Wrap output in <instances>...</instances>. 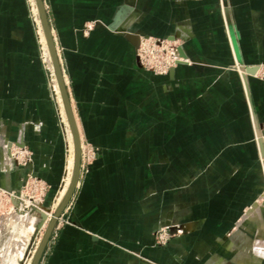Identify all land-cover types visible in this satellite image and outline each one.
<instances>
[{"label": "crops", "instance_id": "obj_1", "mask_svg": "<svg viewBox=\"0 0 264 264\" xmlns=\"http://www.w3.org/2000/svg\"><path fill=\"white\" fill-rule=\"evenodd\" d=\"M44 1L83 150L97 151L40 264H264V236L252 239L263 219L244 222L264 192V0ZM178 27L184 62L167 76L141 69L127 33ZM22 127L33 162L0 148V187L34 172L53 196L69 175L68 134L30 1L0 0V134L13 143ZM175 213L188 232L157 246Z\"/></svg>", "mask_w": 264, "mask_h": 264}, {"label": "rangeland", "instance_id": "obj_2", "mask_svg": "<svg viewBox=\"0 0 264 264\" xmlns=\"http://www.w3.org/2000/svg\"><path fill=\"white\" fill-rule=\"evenodd\" d=\"M29 1L32 8V18L35 21V28L40 41L41 57L48 71L52 93L57 103V108L59 111V116L64 129V133L68 134L67 124L63 115V107L62 105H60V96L55 84V79L57 78L55 72L52 71L47 60L44 45L41 40L40 24L38 21V17L40 18V14L39 16L35 14V11L33 9V1ZM187 31V28L178 27L174 30V33L171 37L138 35L140 37L139 42L135 44L137 65L144 71L153 73L155 75H169L171 71L174 70L180 63L184 62L182 57H180L179 60H182L177 64H174V56L176 49L179 47H181L179 50V55L182 56V48L190 40V36L188 35ZM234 69L239 74H241L243 71L239 68L238 65H236ZM258 76H264V64L261 66ZM174 86L175 85H168V89H172ZM23 129L24 127L20 129L21 131L16 141H14L13 143L7 141L5 135L0 134V148H2L5 154L7 153L11 163L15 164L18 167H28L29 165H31L34 156L33 150L24 141ZM260 129L261 135H259V133L257 132L256 143L259 149L260 166L262 168V174L264 177V133H262V130L264 131V125L261 126ZM261 141L263 142V145H261ZM96 151L97 150L89 144H87L83 150L82 143V164L86 166L92 160ZM1 167L2 170L5 171L7 169V164L3 163ZM69 177L70 173L66 179L64 189H61L53 196L50 195V188L45 179L34 172H29L26 174L19 188L6 190L0 187V264H5V262H8L7 260L11 255H17V253L22 250L21 245L23 244V257L17 264H27L28 260L32 258L33 254L38 248L39 243L42 240L49 222L55 215L71 184L73 173L71 174L69 182L70 184L67 186ZM71 201L62 214L61 218L59 219L49 242L58 237L62 223L68 221L67 211L71 207ZM259 208H264V192L262 196L256 201L255 210L252 209V212L245 214L244 222L246 220L260 218L263 219L264 223V209L262 212L257 211ZM177 215L178 213H175L173 220H171L170 222H162L159 225V228L155 232V244L157 246L165 247L174 237L183 235L184 233L188 232V226L186 225V223L179 220L180 218H178L179 216ZM30 218H32V221L29 223ZM250 229L251 228L243 229L242 227H240L239 231L243 232L246 236L248 233L247 230L250 231ZM256 230L257 231L252 238L255 242L254 244H256L258 240L263 238L264 236V227H260V229ZM248 235L251 237V234L248 233ZM10 245H12V247H10ZM263 246L264 245L260 246L261 251H264ZM13 252H15V254Z\"/></svg>", "mask_w": 264, "mask_h": 264}, {"label": "water", "instance_id": "obj_3", "mask_svg": "<svg viewBox=\"0 0 264 264\" xmlns=\"http://www.w3.org/2000/svg\"><path fill=\"white\" fill-rule=\"evenodd\" d=\"M36 2L38 5L40 19H41V22L43 25V29H44V32H45V35H46V38L48 41L49 48H50L51 57H52L54 70H55L54 72H55L56 78L58 80V84L60 87L62 99H63L64 106L66 109V113L68 115V119H69V122H70V125L72 128V132L74 135L75 164H74V171H73V177H72L71 184H70L63 200L61 201L55 215L53 216V218L51 219V221L49 222V224L46 228V231L42 237V240L39 243L38 248L36 250L32 264H40V261H41L43 254L47 248L48 242H49V240L53 234V231H54L59 219L61 218L62 214L66 210L67 206L69 205L70 201L72 200V198L75 194V191H76L78 184H79V181H80L81 170H82V147H81L80 134H79L78 126L76 123L74 111L72 108L70 94H69L68 87H67V84L65 81V77H64L60 57H59V53H58L56 43H55V39L53 36L52 27H51L50 20L48 17V13L46 10L45 1L44 0H36ZM126 37L128 39L133 38V39L137 40V43L139 42V38H140L138 35H134V34H130V33H128L126 35ZM257 129H258L259 135H261L260 127L257 126Z\"/></svg>", "mask_w": 264, "mask_h": 264}, {"label": "bare ground", "instance_id": "obj_4", "mask_svg": "<svg viewBox=\"0 0 264 264\" xmlns=\"http://www.w3.org/2000/svg\"><path fill=\"white\" fill-rule=\"evenodd\" d=\"M33 1V9L35 11V14L39 16V9H38V5H37V2L36 0H32ZM38 21H39V24H40V31H41V37H42V42H43V45H44V49H45V54H46V57H47V60L50 64V67L52 69V71H55L54 70V65H53V61H52V57H51V52H50V48H49V45H48V41H47V38H46V35H45V32H44V29H43V25H42V22H41V19L38 17ZM180 54V53H179ZM180 57H182L180 55ZM183 59V58H182ZM181 59V60H182ZM184 60V59H183ZM55 84L56 86L58 87V92L61 94V91H60V88H59V84H58V80L55 79ZM60 99H61V103H62V107H63V115H64V118H65V121H66V124H67V129H68V137H69V142H70V149H71V160H70V166H69V173H70V177L68 179V183H67V186L70 184V178H71V174L73 173V169H74V161H75V143H74V135H73V132H72V128H71V125H70V122H69V119H68V115L66 113V109H65V106H64V102H63V99L60 95ZM77 123V122H76ZM80 134V133H79ZM261 145H263V142L261 141ZM81 147H82V143H81ZM263 155V154H262ZM32 218L29 219V223L32 221L31 220ZM24 220V219H23ZM19 221V220H18ZM22 222V221H21ZM28 223V224H29ZM28 226V225H27ZM12 240V239H11ZM9 241V240H8ZM13 241V240H12ZM17 241V240H16ZM22 241V240H20ZM15 242V240H14ZM24 242V241H23ZM7 243V242H6ZM11 243V242H10ZM22 243V242H21ZM8 244V243H7ZM20 244V243H19ZM10 247H12V245H10ZM37 248V247H36ZM21 251H19V253H17V255H11L10 258L7 260L8 262H5V264H17L19 263L20 259L23 257L22 256V252H23V249H24V244L21 245ZM6 250V249H5ZM15 254V252H13ZM12 253V254H13ZM36 253V251H35ZM35 253L33 254L32 258H30L28 260V263L27 264H32L33 262V259H34V256H35ZM2 260V259H1ZM4 261V260H3ZM2 262V261H1ZM4 263V262H3Z\"/></svg>", "mask_w": 264, "mask_h": 264}, {"label": "built area", "instance_id": "obj_5", "mask_svg": "<svg viewBox=\"0 0 264 264\" xmlns=\"http://www.w3.org/2000/svg\"><path fill=\"white\" fill-rule=\"evenodd\" d=\"M181 47L177 48L176 51H175V56H174V64H177L178 62H180L181 60L180 59V55H179V50H180ZM139 55V54H138ZM139 58V56H138ZM262 133H264V131L262 130Z\"/></svg>", "mask_w": 264, "mask_h": 264}]
</instances>
